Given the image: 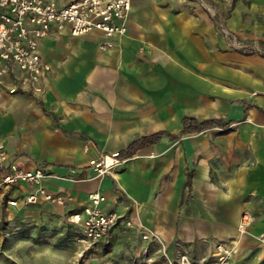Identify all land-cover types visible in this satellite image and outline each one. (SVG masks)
Listing matches in <instances>:
<instances>
[{"label":"crops","instance_id":"crops-1","mask_svg":"<svg viewBox=\"0 0 264 264\" xmlns=\"http://www.w3.org/2000/svg\"><path fill=\"white\" fill-rule=\"evenodd\" d=\"M40 52L51 68L41 94L18 69L0 85V142L15 165L42 168V187L66 205L25 206L28 184L0 193V239L5 224L53 215L80 234L69 217L99 192L121 220L83 250L102 254L93 264L208 259L217 242L235 248L231 264H264V0H133L124 34L53 28ZM186 119L217 124L184 134ZM113 154L125 159L117 173L96 177L91 162Z\"/></svg>","mask_w":264,"mask_h":264},{"label":"built area","instance_id":"built-area-1","mask_svg":"<svg viewBox=\"0 0 264 264\" xmlns=\"http://www.w3.org/2000/svg\"><path fill=\"white\" fill-rule=\"evenodd\" d=\"M133 0H73L65 6L51 0H0V85L3 79L22 72L21 87L34 94L44 90L43 77L50 66L42 59L40 41L53 28L63 30L69 26L73 36H81L92 30L102 32L107 39L124 34ZM242 50H246L241 46ZM15 91V90H14ZM120 154L103 156L91 162L96 177H113L116 167L124 163ZM48 174L42 168L26 170L14 164L4 144L0 142V193H6L21 184H28L31 191L24 197L25 206L38 204V197L56 206L64 207L66 201L60 194L42 187ZM106 198L99 192L89 195V203L80 213L69 217L71 224L80 228L78 242L86 250L105 240L121 218L115 212H106L101 205ZM10 207L19 206L17 200H9ZM253 218L244 214L239 225L241 235L248 233ZM144 240H152L150 232L141 233ZM264 241V236H261ZM235 248L225 242L214 245L208 259L194 260L186 255L167 264H231Z\"/></svg>","mask_w":264,"mask_h":264},{"label":"rangeland","instance_id":"rangeland-1","mask_svg":"<svg viewBox=\"0 0 264 264\" xmlns=\"http://www.w3.org/2000/svg\"><path fill=\"white\" fill-rule=\"evenodd\" d=\"M219 1L227 5L229 0ZM37 222L16 223V227L5 224L0 239V264H93L92 258L101 261L102 254L97 251L82 254L85 248L78 242V229L69 223L58 222L54 215L38 225ZM4 237L9 239V246ZM142 260L139 263L134 258L131 264H160L153 258L152 263Z\"/></svg>","mask_w":264,"mask_h":264},{"label":"trees","instance_id":"trees-1","mask_svg":"<svg viewBox=\"0 0 264 264\" xmlns=\"http://www.w3.org/2000/svg\"><path fill=\"white\" fill-rule=\"evenodd\" d=\"M217 122L215 121H207L202 124H199L196 120L194 119H186L184 121V134L185 133H192V132H198L201 131L202 129L212 127L213 125H216ZM165 134L159 133V134H154L148 137H144L141 140L133 143L128 150L124 153L125 155H132L134 154L138 149L145 145H153L157 143ZM81 236V234H78Z\"/></svg>","mask_w":264,"mask_h":264}]
</instances>
